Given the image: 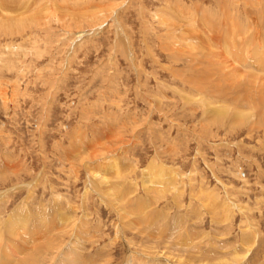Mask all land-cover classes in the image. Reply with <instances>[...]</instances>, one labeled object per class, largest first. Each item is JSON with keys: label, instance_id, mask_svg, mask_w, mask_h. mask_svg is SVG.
Listing matches in <instances>:
<instances>
[{"label": "rangeland", "instance_id": "1", "mask_svg": "<svg viewBox=\"0 0 264 264\" xmlns=\"http://www.w3.org/2000/svg\"><path fill=\"white\" fill-rule=\"evenodd\" d=\"M115 3L122 31L103 18H75ZM1 7L31 20L0 25V264H264V0H0ZM99 136L101 147H113L97 153L111 150L130 168L116 180L107 171V193L92 190L84 204V152Z\"/></svg>", "mask_w": 264, "mask_h": 264}, {"label": "bare ground", "instance_id": "2", "mask_svg": "<svg viewBox=\"0 0 264 264\" xmlns=\"http://www.w3.org/2000/svg\"><path fill=\"white\" fill-rule=\"evenodd\" d=\"M261 2V1H260ZM251 3V2H250ZM121 4V3H120ZM238 4V3H237ZM252 4V3H251ZM16 5V4H15ZM39 5V4H38ZM3 6H5V5H3ZM43 6V5H42ZM121 5H119V3H115V4H110V5H108V6H104V5H102L101 4V7L100 8H98V7H96L95 8V10H91V13H89L90 11H88V12H86V14L84 13V15H78V13H77V15L78 16H75V18H81V19H88V20H94V19H96V18H103L105 21L104 22H107V26H110V25H116L115 27H116V29L117 30H119V31H122V27L120 26V22H119V20H118V16H117V14H118V10H120L121 8H122V6H121V8H119ZM51 6L49 5H47L46 4V6H44L43 7V9H41V10H43L44 11V13H49V12H52V10H50L49 8H50ZM67 7V6H66ZM65 7V8H66ZM249 8V7H248ZM27 9H29V8H26V10ZM67 9H69L68 7L66 8V10ZM74 9V8H73ZM94 9V8H93ZM97 9V10H96ZM168 9V8H167ZM24 10V9H23ZM72 10V9H71ZM16 10H14V12H15ZM18 11H19V9H18ZM25 11V10H24ZM23 11V12H24ZM40 11V10H39ZM76 11V10H75ZM78 11H79V9H78ZM81 11V10H80ZM168 11V10H167ZM23 12H20V13H18L19 15H13V14H11L12 12H9L8 10H7V7L4 9L3 7H1L0 8V25L1 26H9V27H15L16 25H18V24H22V23H25L26 21L25 20H31L28 16L26 17V16H24L26 13H28V12H26L25 14L23 13ZM34 12H37V10L36 11H34ZM31 12H29V14H30ZM40 13H42V12H40ZM39 13V14H40ZM73 13H74V11H73ZM88 13V14H87ZM14 14H17L16 12L14 13ZM50 14V13H49ZM74 14H76V13H74ZM247 14V13H246ZM64 16H65V18L67 17L65 14H63ZM72 15V14H71ZM110 15H111V17H110ZM161 15V14H160ZM254 15V14H253ZM35 16V17H34ZM33 17V20H35V21H39L42 17H44L45 15L43 14H41L40 16L39 15H34ZM73 16V15H72ZM162 16V15H161ZM160 16V17H161ZM168 16H170V15H168ZM167 16V17H168ZM32 17V16H31ZM46 17H47V15H46ZM68 17H70L69 15H68ZM166 17V18H167ZM170 17H172V16H170ZM247 17V16H246ZM63 18V17H62ZM64 18V19H65ZM73 18V17H72ZM204 18V17H203ZM42 19H44V18H42ZM68 19V18H67ZM80 19V20H81ZM162 19V18H161ZM263 19V18H262ZM79 20V19H78ZM163 20V19H162ZM162 20H160V21H162ZM168 20L169 19H167V21L166 22H164L165 21V19H164V21H162L161 23L162 24H166V25H168L167 23H168ZM206 20V19H205ZM77 21V20H76ZM172 21H174V20H172ZM182 21V20H181ZM180 21V22H181ZM203 21V20H202ZM237 21V20H236ZM260 21V20H259ZM20 22V23H19ZM28 22H30V21H28ZM78 22V21H77ZM250 22V21H249ZM253 22V21H252ZM169 23H171L170 22V20H169ZM203 23V22H202ZM235 23V22H234ZM106 24V23H105ZM206 24V23H205ZM258 24V23H257ZM259 24H261V23H259ZM165 25V26H166ZM169 25H171V24H169ZM174 25V24H173ZM173 25H171L172 27H173ZM177 25H179V22H178V24ZM185 25V24H184ZM262 25V24H261ZM170 26V27H171ZM239 26V25H238ZM104 27V24H102L101 25V28H103ZM180 27V26H179ZM184 27V26H183ZM196 27V26H195ZM209 27V26H208ZM177 28V29H176ZM176 30H178V27L176 26ZM188 28V27H187ZM214 28V27H213ZM241 28V27H240ZM183 29V28H182ZM197 29V28H196ZM203 29V28H202ZM200 27H199V30L200 31H202V32H204L203 30H202ZM205 29V28H204ZM262 29V28H261ZM171 30V29H170ZM181 30V29H180ZM247 30V29H246ZM248 30H250V29H248ZM259 30V29H258ZM169 31V30H168ZM81 32V33H80ZM79 32V34H78V36H77V38L78 37H81V36H83V35H85L86 34V32H84V31H80ZM173 33V30L172 31H170V33ZM193 32H195V31H193ZM201 32V33H202ZM222 32V31H221ZM246 32V31H245ZM123 33V32H122ZM177 33V32H176ZM175 33V34H176ZM182 34H183V31L181 32ZM205 33V32H204ZM206 33H207V31H206ZM166 34H168V33H166ZM178 34V33H177ZM176 34V35H177ZM192 34V33H191ZM209 35H210V33H208ZM208 34H206V36H208ZM246 34V33H245ZM248 34V33H247ZM125 35V34H124ZM169 35V34H168ZM185 35H186V32H185ZM187 35H189V34H187ZM186 35V36H187ZM195 35H196V33H195ZM222 35V34H221ZM230 35V34H229ZM228 35V36H229ZM178 36V35H177ZM176 36V37H177ZM182 36V35H181ZM206 36H204L205 37V39H207L206 38ZM211 36V35H210ZM235 36V35H234ZM237 36V35H236ZM242 36V35H241ZM262 36V35H261ZM168 37H171L170 35L168 36ZM173 37H174V34H173ZM173 37H171V38H173ZM179 37H180V35H179ZM178 37V38H179ZM198 37H200L199 35H198ZM231 37V36H230ZM233 37V36H232ZM243 37V36H242ZM255 37V36H254ZM127 38H128V36H127ZM177 38V39H178ZM181 39H182V37H180ZM123 39V38H122ZM175 39V38H174ZM173 39V41L174 42H177V41H175ZM184 39V38H183ZM190 40H191V38H189ZM211 40V38L208 36V40ZM214 39V38H213ZM251 39V38H250ZM261 39V38H260ZM259 39V40H260ZM168 40V39H167ZM172 40V39H171ZM180 40V39H179ZM187 40V39H186ZM198 40H200V39H198L197 38V41ZM216 40V39H215ZM236 40V39H235ZM234 40V41H235ZM256 39L254 38V40H252V41H255ZM264 40V39H263ZM172 41V42H173ZM207 41V40H206ZM205 41V42H206ZM217 41V40H216ZM239 41V40H238ZM242 41H244V40H242ZM262 41V40H261ZM171 42V41H170ZM181 43H182V40L180 41ZM204 42V41H203ZM207 42H209V41H207ZM211 42V41H210ZM213 42V41H212ZM215 42V41H214ZM213 42V43H214ZM232 43H233V41H231ZM235 42H237V41H235ZM241 42V41H240ZM260 42V41H259ZM125 43H126V45H128V43H127V41H125ZM191 43L192 44H197V42L196 41H191ZM199 43V42H198ZM239 43V42H238ZM245 43V42H244ZM243 43V44H244ZM248 43H251V42H248ZM258 43V42H257ZM167 44H171V43H169V42H167ZM167 44H165V47L164 48H166V45ZM177 44H179V43H177ZM192 44L190 45V43H188V45L186 44V48H187V46H189L190 45V47L192 46ZM209 44V43H208ZM217 44H219V43H217ZM217 44H215V45H217ZM223 44V43H222ZM222 44L221 45H219V48L218 49H220V46L222 47ZM240 45H241V43H239ZM163 45V44H162ZM172 45H174V47L176 46L175 44H172ZM183 45H185V44H183ZM183 45H180L182 48H184V46ZM201 45V44H200ZM205 45V44H204ZM211 45V44H210ZM245 45V44H244ZM164 46V45H163ZM162 46V47H163ZM171 46V45H170ZM179 46V45H178ZM194 46V45H193ZM192 46V47H193ZM198 46V45H197ZM234 46V45H233ZM243 46V45H242ZM173 47V46H172ZM192 47H191V49H192ZM205 48L206 47H208V45L207 46H204ZM217 47V46H216ZM230 47H232L231 45H230ZM229 47V48H230ZM256 47V46H255ZM254 47V48H255ZM261 47H262V45H261ZM168 48L170 49V47L168 46ZM167 48V49H168ZM195 48V47H194ZM192 49V50H196L197 51V49L199 48V49H201L202 50V48L201 47H199L198 46V48L196 49ZM204 48V49H205ZM210 48V47H209ZM208 48V49H209ZM235 48H236V46H235ZM257 48H259V47H257ZM128 50H129V48H127ZM171 49H173V50H175L174 48H171ZM170 49V50H171ZM181 49V48H180ZM185 49V48H184ZM203 49V50H204ZM207 49V48H206ZM205 49V50H206ZM213 49H214V47H213ZM212 48L211 49H209V51L210 50H213ZM223 49V48H222ZM226 49H228V48H226ZM226 49H224L225 51H226ZM234 49V48H233ZM173 50H171L172 52H173ZM177 50V49H176ZM178 50H179V48H178ZM192 50H190V51H188V52H192ZM217 50V49H216ZM221 50V49H220ZM219 50V52H223V50H221L220 51ZM237 50V49H236ZM262 50H264V49H262ZM261 50V51H262ZM131 50H129V52H130ZM168 52H169V50H167ZM170 51V52H171ZM179 51H185V50H179ZM200 51V50H199ZM207 51V50H206ZM213 51H215V50H213ZM213 51H211V52H213ZM239 51V50H238ZM253 51V50H252ZM255 51H257V50H255ZM260 51V49H259V52H261ZM171 52V53H172ZM181 52H178V53H181ZM216 52V51H215ZM214 52V53H215ZM218 52V51H217ZM227 52V51H226ZM225 52V53H226ZM228 52H231V51H228ZM130 53H132V52H130ZM170 53V54H171ZM185 53V52H184ZM184 53H182V54H184ZM234 53L236 54L237 52H235L234 51ZM233 53V54H234ZM246 53V52H245ZM256 53V52H255ZM254 53V54H255ZM257 53H258V51H257ZM175 54H177V51H176V53H174V55ZM189 54V53H188ZM188 54L186 55V56H188ZM200 54H201V51H200ZM200 54H199V57H200ZM219 55H220V53H218ZM224 54V53H223ZM244 54V53H243ZM253 54V55H254ZM263 54V53H262ZM261 54V55H262ZM192 55V54H191ZM202 55V54H201ZM226 55H228L229 56V53L228 54H226ZM231 55V54H230ZM246 55H248V54H246ZM260 55V54H259ZM131 56H132V54H131ZM198 56V55H197ZM197 56H196V58H197ZM210 56V55H209ZM241 56V55H240ZM258 56V55H257ZM256 56V57H257ZM231 58H232V56H230ZM252 57V56H251ZM196 58H194V59H196ZM212 58H214V57H212ZM222 58H224V59H226V57H222ZM229 58V57H228ZM227 58V59H228ZM236 58H238L237 56H236ZM258 58H260V57H258ZM194 59H192L191 58V60H194ZM200 59H202V58H200ZM199 59V60H200ZM209 59V58H208ZM215 59V58H214ZM214 59H211L212 61L214 60ZM218 59V58H217ZM235 59V58H234ZM242 59H243V57H242ZM263 59V58H262ZM261 59V60H262ZM197 60V59H196ZM210 60V59H209ZM210 60V61H211ZM229 60V59H228ZM218 61V60H217ZM225 62H227L226 60H224ZM235 61V60H234ZM233 61V62H234ZM242 61V60H241ZM209 61H206V63H208ZM225 62H224V66H226L227 67V64L225 65ZM243 62V65L245 66V61H242ZM245 62V63H244ZM255 62V61H254ZM253 62V63H254ZM195 63V62H194ZM202 63V62H201ZM229 63H231V62H229ZM235 63H240V62H236L235 61ZM234 63V64H235ZM252 63V62H251ZM252 63V64H253ZM260 63H262V62H260ZM211 64V63H210ZM242 64V63H241ZM248 64V63H247ZM258 64V63H257ZM263 64V63H262ZM194 65V68H195V64H193ZM192 65V66H193ZM198 65V64H197ZM205 65V64H204ZM230 65V64H229ZM255 66H257L256 64H254ZM259 65H261V64H258V66ZM166 66V65H165ZM214 66V65H213ZM215 66H216V64H215ZM235 65H233V67H234ZM247 66V65H246ZM257 66V67H258ZM209 67H211V66H209ZM217 67V66H216ZM220 67V66H219ZM223 67V66H222ZM238 67V66H237ZM264 67V66H263ZM167 68V67H166ZM181 68V67H180ZM201 68V67H200ZM199 68V69H200ZM205 68V67H204ZM225 68V67H224ZM242 68V67H241ZM198 69V68H197ZM202 69V68H201ZM206 69V68H205ZM205 69H203V70H205ZM217 69H218V67H217ZM227 69V68H226ZM170 70H171V68H170ZM195 70V69H194ZM203 70H200V72L201 71H203ZM207 70V69H206ZM205 70V71H206ZM258 70V69H257ZM184 71V70H183ZM204 71V72H205ZM234 71V70H233ZM238 71V70H237ZM174 72V71H173ZM176 72H177V70H176ZM175 72V73H176ZM179 72V71H178ZM182 72V71H181ZM240 72V71H239ZM244 72V71H243ZM246 72V71H245ZM254 72V71H253ZM264 72V71H263ZM219 73H220V71H219ZM226 73V72H225ZM228 73V72H227ZM234 73V72H233ZM249 73V72H248ZM250 73H252V72H250ZM259 73V72H258ZM262 73V72H261ZM201 74H203V72L201 73ZM222 74H224V73H222ZM237 74H240V73H238L237 72ZM253 74V73H252ZM181 75V74H180ZM206 75H208V74H206ZM216 75V74H215ZM256 75V74H255ZM264 75V74H263ZM228 76V75H227ZM234 76V75H233ZM232 76V77H233ZM240 76H243V75H241L240 74ZM250 76V75H249ZM262 77H264V76H262ZM262 77H261V79H262ZM219 78H220V76H219ZM259 78V77H258ZM257 78V79H258ZM204 79V78H203ZM206 79V78H205ZM217 79V78H216ZM238 79V78H237ZM241 79V78H240ZM245 79H246V77H245ZM251 79V78H250ZM208 80V79H207ZM211 79H209L207 82H209ZM212 80H214V79H212ZM263 80V79H262ZM205 81V80H204ZM214 82V81H213ZM221 82V81H220ZM222 82H223V80H222ZM225 82V81H224ZM235 82V81H234ZM254 82H255V80H254ZM195 83V82H194ZM215 83H217V82H215ZM237 83V82H236ZM204 84V83H203ZM207 83L205 82V85H206ZM218 84H220L219 82H218ZM235 84V83H234ZM233 84V85H234ZM248 84V83H247ZM252 84V83H251ZM254 84V83H253ZM255 84H257L256 82H255ZM254 84V85H255ZM207 85H212V84H207ZM206 85V86H207ZM213 85H215L214 83H213ZM212 85V87H214ZM246 86L247 85H245V87L244 88H246ZM252 86V85H251ZM258 87H260V86H258ZM198 88V87H197ZM243 88V89H244ZM212 89V88H211ZM214 89L217 91V88H216V86L214 87ZM213 89V90H214ZM242 89V88H241ZM248 89V88H247ZM214 90V91H215ZM255 90H257V89H255ZM262 90V89H261ZM211 91V90H210ZM223 91V90H222ZM224 91L226 92V90L224 89ZM223 91V92H224ZM221 92V91H220ZM242 91H240V93H241ZM246 92V91H245ZM254 92V91H253ZM202 93V92H201ZM211 93H213V92H211ZM215 93V92H214ZM213 93V94H214ZM222 93V92H221ZM249 93L250 92H248V94L247 95H249ZM204 94V93H203ZM225 94V93H224ZM251 95V94H250ZM255 95H257L256 93H255ZM227 96V95H226ZM242 96H244V95H242ZM245 97V96H244ZM258 97V96H257ZM260 97V96H259ZM263 97V96H262ZM181 98V97H180ZM221 98V97H220ZM243 98V97H242ZM217 99H218V97H217ZM234 100V99H233ZM247 100L249 101V98H247ZM250 100H254V98H250ZM228 101V100H227ZM240 101V100H239ZM239 101H238V103H239ZM218 102V101H217ZM216 102V103H217ZM254 102V104L253 105H255V107L257 106L256 104H255V101H253ZM260 103H264V102H260ZM189 104V103H188ZM213 104V103H212ZM261 104V105H262ZM252 105V104H251ZM252 105V106H253ZM261 105H259L258 107H259V109H261ZM209 106V105H208ZM214 106V105H213ZM223 106V105H222ZM237 106V105H236ZM263 106V105H262ZM209 107H211V106H209ZM207 108V107H206ZM218 108V107H217ZM257 108V107H256ZM225 109V108H224ZM231 109V108H230ZM214 110V109H213ZM212 110V111H213ZM223 110V109H222ZM233 110V109H232ZM231 110V111H232ZM258 110V109H257ZM207 111H209V110H207ZM228 111V110H227ZM259 111V110H258ZM213 112H215V111H213ZM212 112V113H213ZM226 112V111H225ZM224 112V113H225ZM229 112V111H228ZM217 113V112H216ZM249 113V112H248ZM252 113V112H251ZM257 113V112H256ZM210 114H211V112H210ZM223 114V113H222ZM226 114V113H225ZM239 114H241V113H239ZM227 115H229V114H227ZM227 115L225 116V117H227ZM232 115V114H231ZM244 115V114H243ZM206 116V115H205ZM209 116V115H208ZM207 116V117H208ZM218 116V115H217ZM219 116H221L220 114H219ZM242 118L244 117V116H242V115H240ZM239 116V117H240ZM246 116V115H245ZM257 116H258V114H257ZM256 116V117H257ZM224 117V116H223ZM247 117H249V115L247 116ZM252 117V116H251ZM255 117V116H254ZM214 118V117H213ZM217 117H215V119H216ZM235 118V117H234ZM237 118V117H236ZM246 118V117H245ZM253 118V117H252ZM227 119V118H226ZM244 119V118H243ZM251 119V118H250ZM254 119V118H253ZM246 120V119H245ZM252 120V119H251ZM255 123H256V121H254ZM253 122V123H254ZM259 122V121H258ZM250 123V122H249ZM251 125V124H250ZM253 125V124H252ZM259 125V124H258ZM261 125V124H260ZM109 134V133H108ZM124 141V140H123ZM125 142V141H124ZM132 142V141H131ZM134 142V141H133ZM85 142L83 141V139H82V144H84ZM89 143V142H88ZM112 142L111 141H105V143L103 142V147H101V136H99V141H97V143L96 144H92V145H90V146H88V151H87V149H86V151H87V153H85L84 152V154H85V156L83 157V162H85V165H86V167H87V171H88V182H87V189H86V193H85V196H84V204H86L85 203V201L87 200L86 198L88 197L87 196V194H89V192H91L92 190H94V191H97V192H99L100 194L101 193H103V194H106L107 193V190H106V193H104V191H105V189H104V187L106 186L107 187V185H108V183L107 182H110V179H109V176H110V174L109 173H107V171L108 172H110V173H112L113 174V177H116L115 178V180L118 178V177H120L121 175H123L125 172H126V170H128L129 168H130V166H129V168L128 169H126V170H124V169H122V168H120V164H121V159H119V157H116L115 155L113 156V154L114 153H112V154H109L108 152H111V150L110 151H108L107 153H106V155L104 154H100V153H97V151L99 152L100 151V149H103V150H108V148L109 147H113V146H111L112 144H111ZM128 144V143H127ZM125 145V144H124ZM84 146V145H83ZM83 149V148H82ZM109 149H111V148H109ZM81 152V151H80ZM101 152H102V150H101ZM105 153V152H104ZM118 154V153H117ZM126 155V154H125ZM117 158H118V160H117ZM82 160V159H81ZM124 160H125V158H124ZM102 161V162H101ZM106 162L108 163V165L109 166H105L106 165ZM125 162V161H124ZM89 163H90V165H89ZM91 163H96V170H94V168H92L91 167ZM84 164V163H83ZM99 165V166H98ZM128 165V164H127ZM126 164H125V166H127ZM155 165V164H154ZM79 166V165H78ZM151 166V165H150ZM84 167V166H83ZM85 168V167H84ZM101 168L103 169V170H101ZM108 168V169H107ZM157 167H154L153 166V168H151V167H148V169H146L145 170V172L144 173H148V174H153V171H155V169H156ZM160 168V167H159ZM164 168V167H163ZM105 169H107L106 171H105ZM133 169V168H132ZM161 169V168H160ZM162 170V169H161ZM164 170V169H163ZM163 170H162V172H163ZM170 170V169H169ZM135 171V170H134ZM159 171V170H158ZM167 171V170H166ZM162 172H160V173H162ZM159 173V174H160ZM156 173L154 172V175H155ZM172 174V173H171ZM158 175V174H157ZM156 175V176H157ZM170 175V174H169ZM118 176V177H117ZM156 176L153 178L154 180H156L155 178H156ZM159 177L158 178H160L161 179V175H158ZM162 176H164V175H162ZM174 176V175H173ZM5 178H7L6 176H5ZM121 178H123V176H121ZM120 178V179H121ZM112 179V181H113V178H111ZM119 179V178H118ZM125 181H126V179H125ZM159 181H161V184L159 185V186H161V188H160V190H161V192H165V191H168L169 190V188H168V185L166 184V182H163V180H159ZM173 181V180H172ZM116 182V181H115ZM122 182H124V181H122ZM132 182V181H131ZM147 182L148 183H150L151 182V179H148L147 180ZM147 182H145L146 183V188L147 187H150V185L147 183ZM156 182V181H155ZM157 182H158V179H157ZM156 182V183H157ZM168 182V181H167ZM129 183V182H128ZM127 183V184H128ZM152 183V182H151ZM150 183V184H151ZM123 184V183H122ZM134 184L136 185V183H133L132 182V184H130V186H134ZM158 184H159V182H158ZM116 185V184H115ZM170 185V184H169ZM123 186V185H122ZM158 186V185H157ZM105 187V188H106ZM126 187H127V185H126ZM145 187V186H144ZM143 187V188H144ZM153 187V186H152ZM155 187V186H154ZM108 188V187H107ZM114 188V187H113ZM133 188H135V187H133ZM133 188H130L131 190L130 191H128V190H126V192L128 191V194L130 195V194H132V192H134V189ZM145 188V189H146ZM126 189V188H125ZM148 189V188H147ZM154 189V188H153ZM116 190V189H115ZM148 190H150V189H148ZM111 191V190H110ZM117 191H118V189H117ZM152 191V190H151ZM155 191V190H154ZM93 192V191H92ZM126 192H125V194H126ZM159 192V191H158ZM161 192H159V193H161ZM2 193V192H1ZM110 193V192H109ZM117 193V192H116ZM136 193V192H135ZM154 193V192H153ZM158 193V194H159ZM121 194V193H120ZM109 195V194H108ZM110 195H111V193H110ZM113 195V194H112ZM124 195V194H123ZM114 196V195H113ZM112 196V197H113ZM118 196H120L121 197V195H118ZM163 196V195H162ZM106 197V196H105ZM105 197L103 198V200H105V202L107 203V205H110V206H113L112 207V209L113 208H115V210L116 211H119L120 209H119V207H116L117 205V203H114L115 201H117V200H111L109 197L110 196H107L106 198H109L110 200L108 201L107 199H105ZM111 197V198H112ZM119 197V198H120ZM128 197V196H127ZM102 198V197H101ZM116 198V197H115ZM114 198V199H115ZM129 198V197H128ZM117 199H118V197H117ZM123 199H124V197H123ZM127 199V198H126ZM125 199V200H126ZM89 200V199H88ZM119 200V199H118ZM122 200V199H121ZM130 200V199H129ZM212 201V200H211ZM126 202H127V200H126ZM118 203H119V201H118ZM120 203H121V201H120ZM119 203V204H120ZM209 203H211V202H209ZM228 204V203H227ZM221 205V207H223L225 204L224 203H222V204H220ZM232 205V204H231ZM85 206V205H84ZM118 206H120L121 207V204L120 205H118ZM217 206V205H216ZM232 207V206H231ZM233 207H235V206H233ZM239 207V206H238ZM215 208V207H214ZM226 208V207H225ZM240 208V207H239ZM232 210V209H231ZM215 211V210H214ZM217 211V210H216ZM238 211H241V210H238ZM120 212V211H119ZM123 212V211H122ZM126 213V212H125ZM233 213H235V210H234V208H233V210H232V212H230V214L227 216L228 218L227 219H229V217H232V214ZM243 213V212H242ZM121 214V213H120ZM244 214V213H243ZM126 216H127V213L125 214ZM231 215V216H230ZM120 216V215H119ZM122 216V215H121ZM69 217V216H68ZM43 218V217H42ZM22 219V218H21ZM43 220V219H42ZM124 220V219H123ZM132 220H134L133 218H132ZM126 221V220H125ZM128 221H130L129 219H128ZM23 222V221H22ZM41 222V221H40ZM133 222V221H132ZM125 223V222H124ZM130 223V222H129ZM23 224V223H22ZM46 224V223H45ZM133 224V223H132ZM43 225V224H42ZM127 225H129V224H127ZM24 226V225H23ZM135 226H137V225H135ZM42 227V226H41ZM132 227H134V225L132 226ZM138 227H136L135 229H136V231H138V229H137ZM13 229V228H12ZM123 229V228H122ZM126 229V228H125ZM131 229V228H130ZM134 229V230H135ZM14 230V229H13ZM22 230V229H21ZM133 230V231H134ZM8 231V230H7ZM44 231V230H43ZM124 231L123 230H121V232H118V234H117V236L116 237H124V233H123ZM167 232V231H166ZM138 233H142V232H138ZM143 234V233H142ZM47 235V234H46ZM126 235V234H125ZM145 235V234H144ZM149 235H152V234H149ZM53 236V235H52ZM51 236V237H52ZM153 236V235H152ZM155 236V235H154ZM46 237V236H45ZM14 238V237H13ZM75 238V237H74ZM154 238V237H153ZM156 239H158L157 237H155ZM48 239V238H47ZM52 239V238H51ZM170 239V238H169ZM123 240V239H122ZM127 240V239H126ZM28 241V240H27ZM48 241H53V240H48ZM247 241V240H246ZM0 242H2V241H0ZM128 242V241H127ZM130 242V241H129ZM30 243V242H29ZM150 243V242H149ZM133 244H134V242H133ZM157 244V243H156ZM129 245H130V243H129ZM187 245V244H186ZM151 247V246H150ZM253 247V246H252ZM44 248V247H43ZM188 248V247H187ZM129 249V248H128ZM18 250V249H17ZM34 250V249H33ZM147 250V249H146ZM32 251V250H31ZM150 251V250H149ZM29 252V251H28ZM171 252V251H170ZM242 253V252H241ZM240 253V254H241ZM154 254V253H153ZM238 254V253H237ZM235 255L236 257L238 256V255ZM240 254H239V256L238 257H240ZM21 255V254H20ZM172 255V254H171ZM188 255H192L191 253L190 254H188ZM23 256V255H22ZM187 256V255H186ZM19 257V256H18ZM168 258V257H167ZM173 258V257H172ZM177 258V257H176ZM190 257L188 256V259H189ZM11 259V258H10ZM25 259V258H24ZM169 259V258H168ZM178 259V258H177ZM180 259V258H179ZM185 259V258H184ZM187 259V258H186ZM188 259H187V261H188ZM244 259V258H243ZM9 260V259H8ZM8 260H6V261H8ZM29 260V259H28ZM176 260V259H175ZM23 262H24V260H22ZM170 261V260H169ZM173 261H174V259H173ZM180 260H178V262H179ZM218 261V260H217ZM220 261V260H219ZM240 261H242V260H240ZM14 262V261H13ZM21 262V261H20ZM28 262V261H27ZM184 262V261H183ZM224 262H226V260L225 261H222V264H224ZM5 263V262H4ZM180 263V262H179ZM218 263V262H217ZM220 263H221V261H220ZM227 263V262H226ZM7 264V263H6ZM22 264H24V263H22ZM28 264V263H27ZM30 264V263H29ZM181 264V263H180ZM207 264V263H206Z\"/></svg>", "mask_w": 264, "mask_h": 264}]
</instances>
